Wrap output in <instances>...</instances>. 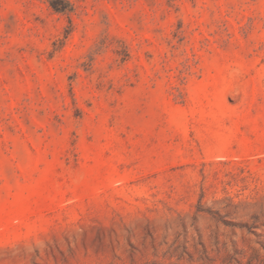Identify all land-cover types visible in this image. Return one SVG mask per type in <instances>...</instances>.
Wrapping results in <instances>:
<instances>
[{
    "label": "rangeland",
    "instance_id": "rangeland-1",
    "mask_svg": "<svg viewBox=\"0 0 264 264\" xmlns=\"http://www.w3.org/2000/svg\"><path fill=\"white\" fill-rule=\"evenodd\" d=\"M0 264H264V0H0Z\"/></svg>",
    "mask_w": 264,
    "mask_h": 264
}]
</instances>
